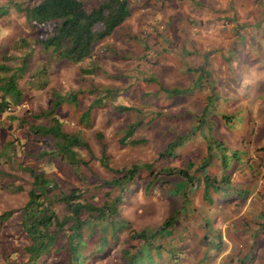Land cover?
Listing matches in <instances>:
<instances>
[{
    "label": "rangeland",
    "instance_id": "rangeland-1",
    "mask_svg": "<svg viewBox=\"0 0 264 264\" xmlns=\"http://www.w3.org/2000/svg\"><path fill=\"white\" fill-rule=\"evenodd\" d=\"M35 1L0 0V8L7 6L0 13V64L10 67L0 71V85L10 74H20L15 78L17 104L6 94L10 110L6 106L0 113V216L8 213L0 218V264L26 260L23 248L30 240L22 230L20 214L33 180L30 170L49 180L40 200L50 203L59 219L69 215L58 200L61 193L75 189L96 206L119 193L102 184L112 175L99 164L96 133L102 137L111 167L147 163L153 173L184 168L194 177L192 185L185 186L178 176L161 175L147 189L149 171L140 168L118 205L129 228L137 222L159 227L174 208L177 214L164 234L182 242L188 236L179 228L186 223L183 218L198 208L196 213H203L210 233L213 219L208 215L219 218L221 206L212 193L218 197L222 182L250 176L263 162L264 151L257 147L264 143V132L258 128L264 123L254 121L252 108L264 97V0H128L129 16L92 46L96 69L86 74L79 68L89 67V60L73 64L35 42L48 29L29 27L23 13L13 7ZM82 1L95 7L102 0ZM173 89L179 93H172ZM54 92L73 95L74 101L61 103L55 115L64 132L76 133L89 146V151L76 149L78 159L86 162L80 165L79 176L53 150L49 136L31 131L49 125V119L39 114L48 108ZM94 98L100 103L90 109L88 122L80 121ZM119 104L131 109L114 110ZM134 122L131 138L143 142L121 144L119 137ZM178 136L181 143L167 153L168 144ZM204 175L217 182L214 191L212 186L206 191L211 192L212 206L200 199L203 185L198 182ZM80 217L87 219L84 212ZM69 225L57 232L49 254L36 264H72L66 249ZM123 236L119 234L116 242ZM113 237L99 239L93 232L90 241L112 242ZM167 238L153 249L154 254L149 256L145 246L134 256L126 255L123 264H195L197 258L205 264L207 252L214 253L217 247L210 243L205 252V246H174Z\"/></svg>",
    "mask_w": 264,
    "mask_h": 264
},
{
    "label": "trees",
    "instance_id": "trees-1",
    "mask_svg": "<svg viewBox=\"0 0 264 264\" xmlns=\"http://www.w3.org/2000/svg\"><path fill=\"white\" fill-rule=\"evenodd\" d=\"M13 7L23 13L24 20L29 27L48 29L44 36L37 37L35 40L42 50L51 48V52L56 54L58 59L66 60L73 64H80L86 59L89 60V67L79 68L81 74L92 73L96 69V66H93L95 62L91 60L92 46L109 36L130 14L128 0H102L95 7H86L82 0H36L30 6L13 4ZM6 11L7 6L0 8V13ZM23 69L21 67L20 72ZM8 70H10V67L2 63L0 64V71ZM18 76L12 73L0 85V89L4 94V96H0V113L9 104L5 97L6 94H9L14 104H17L19 100V91L15 87V78ZM170 91L174 94L179 93V90L175 89ZM52 95L53 98L49 100L48 108L39 114V116L41 115L49 119V125L38 126L36 128L31 127V131L39 133L41 136H49L52 140L53 150L71 166L75 174H78L80 165H86V162L78 159L76 149L84 147L89 151V146L76 133L64 132L60 121L55 115V110L61 103H72L74 98L73 95L65 97L55 92ZM98 103H100V99H92L85 110L81 112L79 120L88 122L90 109L98 106ZM113 108L118 112L131 109L123 104L114 105ZM136 125L137 123L134 122L125 127L122 136L118 139L121 144L137 145L143 142L142 139L131 138ZM95 137L100 145L99 164L112 175L109 180L102 181V184L117 188L119 193L114 198L105 200L99 206L85 200L83 193L75 189H71L67 193H61L58 196V200L66 206L69 215L59 219L50 207L51 204L40 200L44 193L43 190L49 185V180L47 178H39L29 169L33 180L31 188L27 192V200L23 204L20 214L22 230L30 240V244L23 248L26 255L24 264H36V261L40 257L48 255L49 248L52 246L57 232L61 231V228L67 222L70 225L66 249L69 261L72 264H80L79 259L81 260V256L78 255L79 252H77L76 247L80 243L89 242L93 232H95L99 239H102L106 235H111L113 231L127 230V240L139 241L144 240L147 233H150L152 236L161 234L169 224H172L173 214H177V209L174 208L171 209V213L159 227L152 229L144 228L138 231L129 228L130 224L123 221L118 212V205L123 201L122 195L129 188L140 168L149 171L150 180L145 185L147 189L154 179L161 175L178 176L184 179L185 186L191 185L194 177L184 168H171L165 172L153 173L151 164L147 163L141 165L132 164L129 168L111 167L101 135L96 133ZM181 138V136H178L168 144V147L165 149L167 153L181 143ZM258 150L264 151V145L260 146ZM163 181H167L170 184L168 179ZM202 183L203 194H207L206 191L210 186L217 184L215 179L209 178L207 175H204ZM105 195L107 197L108 193H105ZM82 212L86 213V220L80 217ZM7 214L5 213L2 216ZM85 228L88 231L85 232L83 230ZM116 239H118L117 236L113 237L112 242H116ZM100 241L98 240L97 242ZM125 253V251H121L120 257L122 259L126 257ZM4 264H11V262L7 261Z\"/></svg>",
    "mask_w": 264,
    "mask_h": 264
},
{
    "label": "crops",
    "instance_id": "crops-1",
    "mask_svg": "<svg viewBox=\"0 0 264 264\" xmlns=\"http://www.w3.org/2000/svg\"><path fill=\"white\" fill-rule=\"evenodd\" d=\"M1 95L4 96L3 92ZM11 101L13 102L12 99ZM254 103L252 108L256 113L254 121L264 123V97L259 98ZM258 128H262L260 130L264 132V126ZM263 145L264 143L260 146ZM261 159L263 162H258L256 171L250 176L247 174L239 179H228L220 184L222 191L218 190V197L212 193L214 199L221 205L217 214L219 218L210 215V213L208 215L213 219L211 222L212 231L210 232L212 234H207L208 223L206 219H203V213L197 215L198 208H195L196 211L186 212L187 215L183 218V224L186 223L179 227L181 232L188 234V236L183 237L182 242L165 236L164 231L154 236L147 233L144 240L137 241L127 240V230L119 232L112 230V237L115 235L119 238V234L121 236L124 234L123 237L125 238L121 242L89 241L80 243L76 247L81 256L80 264H123V259L120 257L122 250L126 252L125 255L132 254L134 256L137 249L143 251L145 246H147L150 256L154 254L153 249L155 250L156 246L161 247L162 243L160 242L163 239L166 240L167 237L170 239L171 245H193V249L198 246H205V252L209 244L214 242L213 244L217 245L216 251L214 253L211 250L207 252L209 259L205 260V264H264V157L262 155ZM198 183L203 185L201 181ZM214 186L216 185L212 186V191L215 189ZM200 190V199L208 200L209 206H212L214 201L211 192L203 194L202 186ZM180 191L182 192L181 189ZM206 195L209 197L206 198ZM208 209L207 207L206 210ZM139 223H134L132 229L138 231L144 228H156ZM254 242L256 243L254 244ZM141 254L143 253L141 252ZM198 254L201 256L202 253L199 252ZM202 262H198V258L195 259V264H203Z\"/></svg>",
    "mask_w": 264,
    "mask_h": 264
},
{
    "label": "built area",
    "instance_id": "built-area-1",
    "mask_svg": "<svg viewBox=\"0 0 264 264\" xmlns=\"http://www.w3.org/2000/svg\"><path fill=\"white\" fill-rule=\"evenodd\" d=\"M6 110H7V111H9V110H10V107H9V106H7Z\"/></svg>",
    "mask_w": 264,
    "mask_h": 264
}]
</instances>
